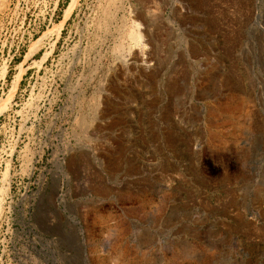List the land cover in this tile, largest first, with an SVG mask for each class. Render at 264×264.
I'll return each mask as SVG.
<instances>
[{
    "label": "rangeland",
    "instance_id": "obj_1",
    "mask_svg": "<svg viewBox=\"0 0 264 264\" xmlns=\"http://www.w3.org/2000/svg\"><path fill=\"white\" fill-rule=\"evenodd\" d=\"M151 1L0 0V264H264V80L210 61L172 92L124 83L135 9L163 27L159 68L182 53L177 0ZM203 1L208 33L249 40L256 0Z\"/></svg>",
    "mask_w": 264,
    "mask_h": 264
},
{
    "label": "bare ground",
    "instance_id": "obj_2",
    "mask_svg": "<svg viewBox=\"0 0 264 264\" xmlns=\"http://www.w3.org/2000/svg\"><path fill=\"white\" fill-rule=\"evenodd\" d=\"M202 1L203 0H200L202 5L198 7H194L193 4L190 2V0H177L176 1L177 6L180 7L176 12L179 14V19H178L179 22H176V25H178L179 27L178 29L179 35H176V36L181 41L178 39L177 40L175 39V40L176 42L179 43L178 44L179 50L177 51L178 52L180 51V53L181 52L182 53L180 56H178L179 57L178 60L176 59V62L173 63V66L171 69H165V68L163 69V68H159L158 66V60H159L158 56L161 55L162 53L161 49L163 47V43L161 39V33H162L161 29H163V27L161 28L160 26V27L153 28L154 26L153 27L151 26L150 21H148L141 13L138 12V10L135 9L134 17L136 21L134 22V26L136 28V32L133 35L134 36L133 40L136 43V49L134 48V50H131L129 55L126 58L124 57L125 59L123 60L119 68H116L114 70L116 77L119 79L120 78L124 79L125 77L124 83H128V84L130 80V74L131 76H134L137 78L140 77L139 79L144 80L145 83H153L152 82L153 80L166 77L169 79L168 87H167L168 91L172 92V90L178 89L177 87H179V84L182 81H183L182 83L186 82L185 78L186 79L189 78V80L191 79L192 73L196 67H202L201 65H203L205 67L204 73L208 75V73L213 70L212 65H210V61L211 62L213 61V64L216 65V68H218L217 70H219V68L226 69V71L223 70L224 71L223 72L224 73V76H223L224 83L229 81L227 80L228 76L229 77L233 76L237 81L241 83H243V81L245 80V85L247 86L246 81L250 82L249 77L252 74H256L258 76L257 72H254V66H256V64L259 69V74L261 76V79L264 80V8H263L264 1L256 0V2L258 3L257 6L254 5L252 7H246L245 5L244 10L240 11L241 17H240V22L239 21L238 22L239 24L241 23L242 33H244L245 31L246 24H248V22H250L251 20L255 19L254 23L256 26L252 28V30H249L248 32L249 40H247L246 43L244 44L241 42V39H240L241 32L239 34V30H238L239 35H237L235 38L231 37L229 33L227 32V29L223 28V26L221 25L222 23L217 24V26L216 25L214 26L215 36L207 32L208 27L205 23H203V21L205 20V17L208 18V14L210 13L206 12L203 6L205 1H203V3ZM251 2L252 1L250 0L248 5ZM75 3L76 1L73 2V5L70 7L68 11V14L72 11V8ZM235 5L236 3L234 2L233 3L234 9L236 8ZM211 11L213 10L211 9ZM172 24L173 23H170V22L165 23L164 29L165 27L171 28L173 30L172 33H175L174 32L175 29H173L174 27ZM216 35H219L222 38H224V48H222V50L217 49L218 41H217ZM233 35H235L234 32H233ZM256 37H260L261 40L260 41L257 40ZM171 39H172V36H171ZM204 40L208 41L207 47L205 46L206 43H204ZM229 51L231 52L230 54H229ZM232 53L242 54V63L245 65L243 74L233 64L230 66L229 70L226 66H224L225 63L223 62L227 60L229 57H232L231 56L233 55ZM210 55L212 56V58H210ZM200 70L203 72V69H200ZM199 78L201 80V77ZM194 81L196 80L194 79ZM250 85H252L250 86V89L252 91L254 90L256 91L258 90V86H261V83L257 84V82H255V80L253 79ZM222 86L223 85H221V88ZM106 87L110 91L114 92V86L111 85V83L107 82ZM262 87L263 86H261V88ZM107 99L108 97H104L101 100L100 107L98 109V116H99L98 120L102 121L106 115L107 107L109 105L108 104L109 102L107 103ZM249 117L251 118V116ZM253 121L254 120H251L252 122L251 124L254 123ZM76 167L77 166L75 165V169Z\"/></svg>",
    "mask_w": 264,
    "mask_h": 264
}]
</instances>
